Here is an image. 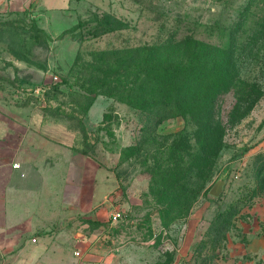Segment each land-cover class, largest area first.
<instances>
[{"label":"rangeland","instance_id":"rangeland-1","mask_svg":"<svg viewBox=\"0 0 264 264\" xmlns=\"http://www.w3.org/2000/svg\"><path fill=\"white\" fill-rule=\"evenodd\" d=\"M65 5L60 20L0 16V93L44 109V117L58 118L78 133L82 149L112 164L119 183L113 209L121 214L116 221L109 212L100 219L82 216L80 235L66 229L62 259L53 255L34 264H205L190 254L203 240L208 243L215 215L228 210L235 228L225 231L216 252L230 257L235 244L240 250L248 236L264 235V0H65ZM184 34L207 45L208 62L223 66L219 77L229 85L211 115L221 123L222 147L211 171L208 147H202L191 177L197 196L190 213L174 222L169 215L166 225L149 192V169L155 162L165 168L164 159L174 166L171 149L194 145L198 126L182 117L165 119L156 126L157 137L137 145L144 137L141 119L126 105L114 101L107 122L90 133L82 125V111L95 80L129 47ZM15 57L25 83L4 77L9 71L2 66ZM38 87L46 92L37 96ZM133 146L136 151L127 149ZM218 178L225 184L213 197L208 190ZM89 233L99 241L100 261L73 242ZM49 248L62 249L55 238ZM210 252L208 243L200 259ZM208 264H216L215 258Z\"/></svg>","mask_w":264,"mask_h":264},{"label":"crops","instance_id":"crops-1","mask_svg":"<svg viewBox=\"0 0 264 264\" xmlns=\"http://www.w3.org/2000/svg\"><path fill=\"white\" fill-rule=\"evenodd\" d=\"M65 12V0H0V16L60 20ZM18 60L2 66L8 67L7 82H27L18 74ZM9 95L0 93V264H34L53 255L60 260L67 228L78 236L82 216L100 219L115 210V167L83 152L78 133L58 118L48 119L44 109L18 104ZM111 105L112 98L96 95L82 118L84 129L102 125ZM256 233L240 250L235 244L221 264H264V235ZM76 236L73 242L82 243L90 259H103L93 233ZM54 238L62 248L56 253L49 248Z\"/></svg>","mask_w":264,"mask_h":264},{"label":"trees","instance_id":"trees-1","mask_svg":"<svg viewBox=\"0 0 264 264\" xmlns=\"http://www.w3.org/2000/svg\"><path fill=\"white\" fill-rule=\"evenodd\" d=\"M28 31L31 32V29L28 28ZM125 52L122 59H115L113 65L107 67L108 71L104 72L102 78L95 80V85L92 86L94 91L88 86L91 92H87L90 96L87 97L88 101L82 112L83 115L86 113L89 104L98 94L126 105L127 109H132L141 119L140 128L144 137L137 145L148 138L157 137L156 126L165 119L182 117L198 126L199 130L194 132V145L171 149V159L177 162L174 166L169 164L168 159H164V163H168L165 168L161 166V162H155L149 169L151 175L148 187L153 203L159 207L161 222L170 225L166 222L168 216L171 215L170 222L186 218L196 199L197 192L191 186V177L195 169H199L198 160L201 158L202 147H208L204 151H207L210 171L222 147L221 123L215 122L211 115L219 94L225 92L229 83L219 77L223 66L208 62L207 45L187 34L179 38L173 35L165 41L132 46ZM45 92L46 89L43 94ZM111 107L113 106L105 112L103 124L99 126L107 122L105 117ZM91 131L87 130L86 133ZM130 148L136 151L135 146L127 149ZM228 212L230 210L215 215V223L213 222L209 232L211 252L206 254L207 259H200L204 246L208 244L203 240L192 250V261L199 259L208 264L215 258L216 264H221L230 258L215 251L221 247L219 241L225 239V231L233 226ZM222 247L225 250L226 246Z\"/></svg>","mask_w":264,"mask_h":264},{"label":"water","instance_id":"water-1","mask_svg":"<svg viewBox=\"0 0 264 264\" xmlns=\"http://www.w3.org/2000/svg\"><path fill=\"white\" fill-rule=\"evenodd\" d=\"M224 184H225V179L223 178L216 179L215 182L212 184V186L209 188L208 193L213 197H218L223 190Z\"/></svg>","mask_w":264,"mask_h":264},{"label":"built area","instance_id":"built-area-1","mask_svg":"<svg viewBox=\"0 0 264 264\" xmlns=\"http://www.w3.org/2000/svg\"><path fill=\"white\" fill-rule=\"evenodd\" d=\"M44 90H45V88H43V87H38L35 91H34V93L37 95V96H39V95H41V94H43V92H44ZM15 166L17 165V164H14ZM120 211L117 209V210H113L111 213H110V218H111V220L112 221H116L117 219H118V217H120ZM34 240V239H33ZM77 255L79 254V252H75Z\"/></svg>","mask_w":264,"mask_h":264}]
</instances>
